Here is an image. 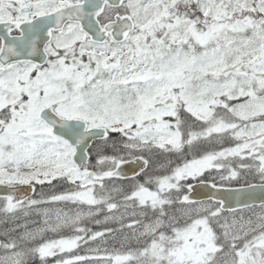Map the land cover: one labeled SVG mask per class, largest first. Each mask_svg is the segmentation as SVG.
Segmentation results:
<instances>
[{
    "label": "snow or ice",
    "instance_id": "obj_1",
    "mask_svg": "<svg viewBox=\"0 0 264 264\" xmlns=\"http://www.w3.org/2000/svg\"><path fill=\"white\" fill-rule=\"evenodd\" d=\"M0 264H264V0H0Z\"/></svg>",
    "mask_w": 264,
    "mask_h": 264
}]
</instances>
